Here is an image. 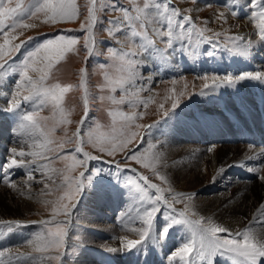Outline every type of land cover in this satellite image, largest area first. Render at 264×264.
<instances>
[{
    "label": "rangeland",
    "instance_id": "obj_1",
    "mask_svg": "<svg viewBox=\"0 0 264 264\" xmlns=\"http://www.w3.org/2000/svg\"><path fill=\"white\" fill-rule=\"evenodd\" d=\"M175 1H178V4H176ZM237 1L238 0H171L172 6L180 10V16L190 17L191 21L190 23L188 21H180L179 17L174 18L173 35L170 38L171 43H165V41L169 40V37L162 34V30L166 27V21L162 17H152L151 22L147 23V31H145V28L141 27V21L132 22L133 26L130 27L129 22L124 20L123 13L111 12L109 10V0H96V23L92 30V37H88L85 32L81 31V24H86L88 9L90 7L89 0H76L79 10V18L75 21L60 22L57 24H43L41 21L44 17L41 13L36 17H33L31 20L26 21L27 23L35 24L36 27L31 29H18L16 33H12L13 36H19L18 39L13 41L14 44L26 42L24 47L8 57V59L13 60V63L16 65H19L25 56L33 51L38 45L58 33H64L67 36L80 37L78 43L75 45L76 50L68 52L63 59L55 63L51 70V75L46 82L48 85L55 83H59L62 86L68 84L73 85L72 90L64 94L62 104V107L65 110L63 118L70 121V123H58L61 119L60 113L58 110L53 109L51 103L35 106L30 103H25L23 101V96L29 95V91L23 86H17L16 81L19 78L17 73H8L6 75L0 74V90H2L1 86H5L7 89L6 92L9 93L5 96V105L0 106V119H6V117L12 113L4 111L3 109L7 108L9 106V100L13 99V91L19 90L21 95L15 97L18 104L15 111H21L23 113L34 111V119L38 125L36 128L42 132L41 137H43V139L41 141L44 143L46 138L51 140L52 143L48 144V146L49 148L54 149V151H48L46 154L49 159H43L40 157L41 162H48V168L41 173H38L37 171L34 172L36 175L33 177L37 180L29 182L30 180L27 179V172H25L24 169L11 172V176L9 177L11 182L19 189L23 190L26 187H32L29 194L33 198L34 211L31 212L32 214L28 213L26 217L28 220L39 222L40 226L37 227L39 231L45 230L42 223L43 221H53L54 219L55 221H70L66 227L68 235L65 245L61 247L59 251L53 248L44 253L35 252L36 254H40V257H45L46 264L119 263L115 258H111L104 251L101 252L99 249L94 251V249L91 248L93 245L88 243L80 244L81 241L83 238L85 239L88 236H92L96 232H103L105 234L111 233L113 231L112 223L118 222L117 219L123 215L125 209L130 203L141 206L140 208H143L145 211L152 206L148 203L149 199L154 195H163V193H155V190L148 188L140 177L147 176L150 182L155 183L160 187V184L156 182V180L162 181L159 179V172H161L163 168L173 164L170 163L172 158L168 155L167 151L164 150L165 141L169 137L168 135L175 131L168 130V128L163 125V130L160 129L159 133V135H161L160 140L155 138V135L149 137V142L144 140L149 136L150 129L159 126L161 119L164 117L166 118L170 113L172 114L175 111L182 110V107L186 105L184 102L190 100L194 93L199 91V88L207 83V81H204L202 85H197L196 88H194L195 83L201 80L198 77L206 74L225 75L224 72H213L211 70L203 72L201 71L202 68L199 67V69H194V67L191 69L186 68L181 71L176 78H182L184 75L190 76V78L178 81L176 84L182 89V92L177 97H171L172 95L166 93L172 87L176 86V84L174 85V77L169 74L166 75V77L164 76L155 79V81L148 85V79L145 75L148 73L149 67L144 63H140L137 58H139L142 53L146 52L145 48L148 49L150 46H154L157 49L164 48L165 52H170L181 42L184 46L189 42V45L183 47L184 53L187 54L188 58H191L190 53L192 47L198 46V52L200 53L204 39H206L205 42L207 44H210L212 40H216L223 49L227 50L231 49L230 47H235L240 44L242 45L243 41L241 42V40L235 36V34L237 35L238 23H235L237 24L235 26L228 27V24L226 25L225 23V19H222V17L220 19L218 18V14L221 10L229 15H231L232 10H234L236 13L238 12L239 17H243L244 14L242 12L244 7L237 5ZM250 1L247 15H251V12L256 8V4L252 2L253 0ZM16 2L17 0H12L10 6H15ZM5 3L7 4V0H5ZM22 3L24 8L27 9L33 3V0H22ZM143 3L144 0H119L120 5L129 9H134L137 5L143 7ZM230 4H233V7L230 6ZM131 15L135 16L136 13L133 11ZM198 17L200 18L198 19ZM209 17H217L214 22L215 24H209ZM109 20L121 21V23L118 25H108L106 22ZM178 22L183 23V29L177 27ZM8 23L11 24V21H8ZM193 24L195 27H193ZM105 28H108L109 30L105 31ZM189 28L192 29L191 32L188 31ZM213 28H217L218 31H220V33L217 32L219 35H217L215 31L213 32ZM260 30H257L258 34H262V30ZM132 31H135L137 35H131L130 33ZM87 39H92L94 42L90 53L84 47ZM3 42V38L0 37V44ZM191 43L193 46H190ZM160 44L162 45L160 46ZM205 46L204 48H206ZM202 51L204 52V49H202L201 52ZM257 52L261 51L257 50ZM178 59H180L179 55ZM86 66H88L86 87L89 93V103L92 106V109H89L88 111V119L85 121L88 129L87 132H85L80 125V121L84 117L85 112L83 103L84 90L83 87H81L80 71ZM226 69L228 70L230 67H226ZM236 72L237 69L234 73H231V75L236 76ZM29 75L32 76L34 80L38 79V75L35 72L30 71ZM162 82H165L164 87L160 88L161 90H156L162 85ZM236 83L240 86V81ZM132 84H135V86ZM145 88L146 90H149L146 91ZM245 90L249 91L246 96L248 97L247 99L251 101V104L248 105L243 102L245 99L244 96L236 98L234 94H231L230 89L227 90L228 93L226 94L230 96L236 104L235 108L228 109L227 111H236L233 112V114L237 116L240 123L236 129L232 127L231 123L223 126L224 128H219L222 134H225V127L230 128L233 132V134L228 132L226 143H233L231 135L239 134L243 129L244 131L249 130L254 136L255 130L259 132L264 130L260 113L261 109L264 110V94L260 90H256V93H254L248 85L245 86ZM159 92H161L160 95L162 98L158 104L153 106ZM173 103L177 104L175 109L172 107ZM191 107H193V105L187 107V109L189 108L188 114L195 116V108L194 110H190ZM224 109L225 108H221V111ZM225 113L222 112L224 119L227 115ZM243 116L246 117V120ZM133 117H135V119H132ZM241 118L244 120H241ZM198 119L200 122H205L204 124L212 123V119L205 114H201ZM253 119L255 122H253ZM26 124H28V122H26ZM137 125H141V127H137ZM149 125H153V127L149 128ZM4 126H6V129L11 127L9 124ZM191 128H193V130L191 129L193 132L199 135V138L203 137V134L210 136L211 131H209L207 127L202 128L199 125H195L193 127L191 126ZM78 130L81 132V137L85 141L83 152L102 156L105 162L89 161L86 166H77L74 171L70 172L69 175L74 180L81 179V172H84L86 177L88 174L92 175L91 183L89 184L85 181L83 192L75 197L73 203H75L76 207L71 217L59 215L53 218L52 209L55 206L53 202L59 201L60 197L64 196L66 190L63 187H60L65 184L64 176L61 174L60 170H65L67 165L73 163L71 157H69L68 160L56 159V157L66 153H74L77 158L80 157L81 154L76 153V149L80 147V145L78 142H75V133ZM131 133H138V135L128 143L125 149L117 151L114 156L108 157L106 154L98 151L101 142L118 138L121 134H124L125 137H127L130 136ZM236 140L235 143L241 142L238 139ZM212 141L215 144H221L223 142L222 139L211 137L208 143H212ZM8 142H10V139ZM38 143L39 141L36 142V145ZM242 143H247L253 146L255 141L249 142L248 140ZM61 144H63L62 148L60 147ZM8 146H6V148ZM133 151L138 153L139 159L141 160L140 164L131 160L127 162L125 161V158ZM146 154L152 156V162H145L144 157ZM108 161L111 163H107ZM202 161L203 158L198 160L197 172L200 171L198 173L200 174V180L203 183L206 181V169ZM117 164L119 165V169L116 168ZM144 165H148V167H145ZM237 165L239 166V164L233 165V168L239 169L240 166L238 167ZM153 168L157 169L156 173L159 175L153 173ZM130 169H135L136 171H129ZM45 175H51V179L46 178ZM243 177H245L244 174ZM2 178L3 173L1 174L0 172V184L3 183ZM254 178L255 177L253 176L249 177L251 180ZM114 183L117 185L119 184V187L114 189L113 192L115 194H111L108 189L112 188ZM165 183L167 184V182ZM137 185L140 187L137 188ZM73 188H75V185H73ZM170 188V185L166 187L167 190ZM141 189H146V191H141ZM169 192H172V190H169ZM206 194L207 196L209 195L205 190H199V192L197 190V192L195 191V193L190 195V198H193L197 203H200L205 209L211 208L215 210L218 203L216 200L219 197H202ZM170 195L172 194L170 193ZM138 196H143V201L137 199ZM64 203H67V201L65 200ZM181 203L185 204L184 201H181ZM172 208L175 209L176 213H185V216L178 217L179 219L193 222L197 221L183 211L182 207L172 205ZM167 215H170V211L165 209L164 215H159V213H157L152 221V225L154 224L157 226L154 229V237L156 239L158 238L159 233L167 225L165 219L161 221L160 219L167 217ZM219 216L220 213L218 212L216 217ZM158 225L160 226L158 227ZM152 229L153 228H151V230ZM151 230L149 231V234H152ZM176 231L187 235H194L191 226L182 223L173 226L172 229L169 230L167 237L163 240L168 239L169 235ZM219 235H221L222 238L224 237V234ZM139 240H144L141 239V234ZM94 241L93 244L96 245L97 241ZM185 243L187 242L183 240L181 243L182 247ZM194 247H197L198 250V253L194 252L193 254L194 260H201L199 255L201 251L199 237ZM100 253L102 255L101 260H95ZM127 255L123 256V261H127ZM48 257H53V259H48ZM55 257H59V259H55ZM106 258H109V262L105 261ZM216 263L219 264V260L215 261V264Z\"/></svg>",
    "mask_w": 264,
    "mask_h": 264
},
{
    "label": "bare ground",
    "instance_id": "obj_2",
    "mask_svg": "<svg viewBox=\"0 0 264 264\" xmlns=\"http://www.w3.org/2000/svg\"><path fill=\"white\" fill-rule=\"evenodd\" d=\"M250 2V0L237 1V5L244 7L242 12L244 14L243 17H239L238 12L234 16L224 13L222 10L220 12L223 13L222 19H228L225 22L226 25L228 24V27L235 26L237 25L235 23H238V30L234 27L237 30V35L234 34L241 42L243 41L242 45L230 47L231 49L227 50L223 49L216 40H212L210 44H207L205 42L206 39H204L200 53L198 52V46L192 47L190 53L191 58H188L187 54L184 53V47L189 45V42L186 43L185 46L182 45L181 42L170 52H165L164 48L157 49L154 46L148 47L149 51L159 50L158 52H154L151 57L148 56V52H144L137 58L140 63H144L149 67L148 73L145 75L148 79V85L155 81V79L166 77V75L169 74L174 77L175 85L178 81L190 78V76L185 75L182 78H176L181 71L193 67L194 69H199L197 66H200L203 72L211 70L213 72H224L225 74L234 73L237 69L236 76L241 73L264 74V32H262V34H258L257 32V30H262V28H264V16L261 15V3H259L258 0L252 1L256 4V8L251 12V15H247ZM175 3L178 4V1H175ZM230 6L233 7V4H230ZM199 18L200 17H198V19ZM216 18L217 17H209V24H215ZM220 18L221 17H219V19ZM214 31L215 33H220L217 28H213V32ZM161 45L162 44H160V46ZM190 46H193V44L191 43ZM204 46L206 48H204ZM240 48H246L248 50L247 54H237V50ZM202 49H204V52H201ZM257 50L261 52H257ZM208 53H211V55H208ZM178 55L180 59H178ZM226 67H230V69L227 70ZM206 75L209 77L207 83L212 85V74ZM204 81V79L199 80L195 83L194 88H196L197 85H202ZM164 83L165 82H162V85L156 90L163 88ZM217 84H219V81H217ZM132 85L135 86V84ZM247 85L250 86L254 93H256V90H260L264 94V88H262L264 87V80L255 79L242 80L240 81V86L237 83L230 86L225 84L217 87L214 92L212 88L205 89L204 86L200 87L199 91L194 93L190 100L184 102L186 105L182 107V110L180 109V111H175L172 114L170 113L166 118L164 117L160 120L159 126L150 129L149 136H147V134L144 141H148L149 137L153 135L160 140L161 135H159V133L160 129L163 130V125H165L168 130L175 131L172 134H167L169 137L166 139L164 145V150L167 151L168 155L172 158L170 163L173 164H170L159 172L160 175L166 177V181L155 179L164 190V192H162L164 198L168 200L171 205L182 207L183 211L196 220L203 219L206 223L211 219L214 224L228 228L233 234L238 231L250 229L255 235L262 237L264 236V207H262L264 206V180L259 179V177L264 176V139L258 143V140L249 130L244 131L243 129L239 134L231 135L233 143H226L228 132H231L230 134H233V132L227 127H225V134H222L219 130V128H224L223 126L229 123L232 124L234 129L239 125L240 122L237 116L233 114V112L236 111H227L228 109L235 108L236 104L226 93H228L227 90L230 89L231 94H234L236 98L244 96L245 99L243 102L247 105L251 104V101L248 100L246 96L249 92L245 90V86ZM1 87L0 106L5 105V96L9 94L6 92L7 89L5 86ZM181 92L182 89L176 84V86L168 90L166 94L172 95L171 97H177ZM202 92L204 93L203 95L201 94ZM160 93L161 92L157 94L153 106L158 104L161 100L162 96ZM192 105L193 107H191L190 110H194L195 108V116L188 114L189 108L187 109V107ZM221 108L225 109L221 111ZM89 109H92L91 105ZM222 112H226L225 114L227 115L225 117L227 119H224ZM21 114H23V112L15 111L10 113L6 119H0V169L7 163L12 148H16L17 151H24L25 153L37 152L44 153L45 155L48 153L46 149L39 146L43 143L41 141L43 137H41L42 132L40 130L32 128L31 125H28L25 129H18V125L21 122ZM201 114H205L207 117L211 118L212 123L204 124L205 122H200L198 117H200ZM243 117L246 120V117ZM244 119L241 118V120ZM253 122H255L254 119ZM24 123L26 124V122ZM8 124L11 127L6 129L4 125ZM195 125H199L202 128L207 127L208 130L211 131L210 136L203 134V137L199 138V135L193 132V128H191V126L193 127ZM246 136H251V140L255 141L253 146L242 143L249 140V137ZM211 137L222 139L223 142L221 144H215L213 141L212 143H208ZM9 139L11 144L8 142ZM236 139L241 142L235 143V141H237ZM37 141H39V143L36 145ZM6 146L8 147L6 148ZM47 147L49 148L48 145ZM40 157L39 155L36 157L25 155V157H23L24 164L22 166H14L11 169H6V171L11 174V172L24 169L27 175L31 173L32 176H35L36 174H34V172L37 171L41 173L48 168L42 167L44 165L47 166L48 162H41ZM15 158L18 161L21 159L19 156ZM201 158H203L202 163H204L206 169V181L203 183L198 173L200 171L197 172L198 160ZM144 160L146 163L152 162L153 158L151 155L146 154ZM236 164H239V169L233 168V165ZM0 172L1 174L3 173L2 171ZM243 174L245 177H243ZM50 176L51 175H45L46 178ZM250 176L255 178L251 180L249 179ZM29 180V182H32L37 179L33 178ZM165 182H167V184ZM118 185L114 183L112 188H109L108 191L111 194H115L113 191L119 187ZM168 185H170L171 188L167 190L166 187ZM31 188L32 187H26L22 190L17 187H10L8 180H3V183L0 184V221H20L22 224L27 225L26 227L15 228L12 232H0V264H46L45 257H40V254H36L32 246L27 243L29 239L33 238V234L39 231L37 227L40 226L39 222L28 220L26 217L28 213L34 211L33 198L29 194L32 190ZM169 190H172V192H169ZM197 190L198 192L199 190H205L209 193L208 196L206 194L202 197L210 198L218 196L219 198L217 200L215 199L218 202L216 205L217 208L215 210L210 207V209H205L200 203L190 198V195L195 193V191L197 192ZM170 193L172 195H170ZM180 194L184 195L181 196ZM173 196L177 197L176 200L172 199ZM181 201H184L185 204L181 203ZM140 207L139 205L130 203L123 215L117 219L118 222L112 223L113 231L111 233L105 234L103 232H96L92 236H88L85 239L83 238L80 244L88 243L93 245L91 248H93L94 251L98 249L101 252L104 251L111 258H115L116 261L119 262L118 264H189V262H191V264H206L207 257L201 260H194L193 254L194 252L198 253L197 247H193L192 254L190 256L185 255L183 259L175 255V253L182 248L181 243L183 240L186 242H189L190 239L198 240L197 225L195 224H191L194 235H187L176 231L169 235L171 240L168 238L159 243L153 242L156 240L154 237V229L157 227L153 224L151 227L153 229H150L152 234L150 233L136 248L131 250L124 248L123 242L125 240H139L141 234L140 230L148 227V225L144 223V210ZM218 212L220 216L216 217ZM163 219L165 218L163 217L160 221ZM159 226L160 225H158V227ZM6 227L7 225H0V228ZM94 240L97 241L96 245L93 244L95 242ZM124 255H127V261H123ZM101 257L102 255L100 253L95 260H101ZM212 259L213 264H215L217 260H219V264H232V259L230 257L222 258L216 255ZM105 261L109 262V258H106ZM259 264H264V258H259Z\"/></svg>",
    "mask_w": 264,
    "mask_h": 264
},
{
    "label": "snow or ice",
    "instance_id": "obj_3",
    "mask_svg": "<svg viewBox=\"0 0 264 264\" xmlns=\"http://www.w3.org/2000/svg\"><path fill=\"white\" fill-rule=\"evenodd\" d=\"M261 3V15L264 16V0H258ZM12 0H0V37L3 38V43L0 44V74L8 73H17L18 80L16 81L17 86H23L26 90L29 91V95L23 96V101L25 103H30L35 105H44L46 103H51L53 109L59 111L61 119L58 121L59 124L70 123V121L65 120L64 117V108L62 107L64 94L71 91L73 85H61L55 83L48 85L46 82L51 75V70L54 67L55 63L64 58V56L70 52L75 51V45L78 43L80 37L77 36H67L64 33H58L55 36L45 40L42 44L38 45L33 51L29 52L23 61L16 65L13 63V60H9L13 53L18 52L22 47L25 46L26 42H21L19 44H14L13 41L18 39L19 36H13L12 33H16L18 29H31L36 27L35 24L27 23V20H31L33 17H36L38 14H43V24H57L60 22L75 21L79 18V10L76 4V0H33V3L29 8L25 9L22 3V0H17L15 6H10ZM90 7L88 9V16L86 19V24H81V31L85 32L88 37H92V30L96 23V0H89ZM103 7V5H102ZM109 10L111 12H121L124 15V20L129 22V26H133L132 22L141 21V27L145 28L147 31V23L151 22L152 17L163 18L166 21V27L162 30L163 35H167L169 40L165 43H171V36L173 35V20L176 17H179L180 21H190V17L180 16V10L171 4V0H144L143 7L137 5L134 9L125 8L123 5L119 4V0H109ZM135 12L136 15H131L132 12ZM232 15H236V12L232 10ZM223 17V13L218 14V18ZM11 21V24L8 23ZM226 22V19H225ZM108 25H118L121 21H112L109 20L106 22ZM207 23V22H205ZM177 27L183 29L184 25L181 22L177 23ZM193 27L195 25L193 24ZM7 29V30H6ZM108 28H105V31H108ZM191 28L188 29L191 32ZM264 32V28H262ZM131 35L135 36L137 33L132 31ZM217 35H219L217 33ZM34 39V38H30ZM92 39H87L85 42V49L88 52H91ZM145 51L148 52V56L151 57L154 52L159 50L149 51L145 48ZM246 48H240L237 50V54L246 55ZM211 55V53H208ZM35 72L38 75V79H33L29 75V72ZM81 77V87L84 90V117L80 121L81 128L85 132L88 131L85 121L88 119L89 111V93L86 87L87 78H88V69L87 66L80 71ZM199 79H204L207 81L209 79L208 75H203L198 77ZM212 85L205 83L204 88H212L213 92L217 87L227 85H233L238 81L245 79H255V80H264V74L262 73H241L238 76H233L231 74H225L222 77L218 74L212 75ZM219 81V84H217ZM26 82V83H25ZM204 94L203 92L201 93ZM13 99H10L8 104L9 106L4 111L15 112L16 107H18L15 97L20 96L21 92L19 90H14ZM177 106L176 103H173L172 107L175 109ZM163 107V106H161ZM35 112L30 111L27 113L21 114L20 124L18 129H25L28 125H31L32 128L38 127L36 120L34 119ZM132 119H135L133 117ZM24 122H28L25 124ZM141 127V125H137ZM153 125H149V128ZM138 133H131L130 136L125 137L124 134H121L118 138L112 139L110 141L101 142V146L98 151L100 153L106 154L108 157L114 156L117 151H122L131 142V140L137 136ZM76 141L80 147L76 149V153H80V157L77 158L74 153H66L60 156H57L56 159L68 160L69 157L73 159V163L66 166L65 170H60L61 174L64 176L65 184L60 186L65 190L64 196L60 197V200L53 202L55 206L52 209L53 218L59 215L65 217H71L73 211L75 210V203H73L75 197L79 195L84 190V182L87 181L89 184L92 180V175L85 176L84 172L80 173L81 179L74 180L70 177V172L74 171L77 166L84 167L89 161H103L102 156L92 155L88 152H83V145L85 141L81 137V132L78 130L75 133ZM52 143L51 140L45 139V142L39 146L46 151H54V149L48 148L47 145ZM63 147V144L60 145ZM25 155H30L36 157L37 155L41 156L43 159H49L44 153L29 152L25 153L24 151H17L16 148L10 150V157L7 163L3 166L0 171L3 172L2 180H8L9 186L15 188L16 185L11 182L9 179L10 173L6 169H11L12 167H20L24 164L23 157ZM19 156L21 159L18 161L15 157ZM135 161L137 164L141 163L138 153L133 151L129 154L125 161ZM107 163H111L108 161ZM148 167V165H144ZM42 167H47L46 165ZM116 168L119 169V165H116ZM56 171V170H53ZM129 171L135 172V169H130ZM153 173H156V169L153 168ZM98 174V173H96ZM31 173L27 175V179H33ZM51 179V177H49ZM140 179L147 185L148 188L155 190V193H162L164 190L159 187L157 184L149 181L147 176H141ZM159 179L166 181V177L159 175ZM259 179L264 180V176H260ZM134 183V182H133ZM75 185V188H73ZM47 187V185H46ZM140 186L137 185V188ZM141 191H146V189H141ZM183 196L184 194H180ZM176 196H173L172 199L176 200ZM137 199L143 201V196H138ZM67 203H64V201ZM148 203L152 206L146 209L143 212L144 223L148 225L147 228L140 230L141 239H146L149 235V230L152 227V221L155 218L156 214L164 215V210L168 209L170 215L165 217L168 222L166 227L159 233V236L154 243H159L161 240L167 237L169 230L179 224H186L191 226V224L197 225V234L199 237L200 244V258L204 259L207 257L206 264H213V257L219 255L222 258H231L232 264H259V258H264V236L258 237L255 235L252 230L245 229L243 231H238L235 234L231 232L228 228L218 226L214 224L211 219L206 223L201 220L197 221H187L181 220L178 217H184V212L176 213L175 209L172 208L171 203L164 198L163 195H154L149 199ZM264 207V206H262ZM70 221H43L44 229L33 234V238L29 239L27 243L32 246L33 251L37 253H44L50 249L55 248L57 251L65 245L67 239L66 227ZM0 225H7L6 228H0V232H12L15 228L26 227L27 225L22 224L20 221H0ZM224 234L222 238L221 235ZM141 243V240H125L123 242L124 248L131 250L136 248L138 244ZM196 243L195 239H190L189 242L180 248L178 252L175 253L176 256H180L181 259L185 255L190 256L193 252V247ZM48 259H53V257H48ZM59 259V257H55ZM191 264V262H189Z\"/></svg>",
    "mask_w": 264,
    "mask_h": 264
}]
</instances>
